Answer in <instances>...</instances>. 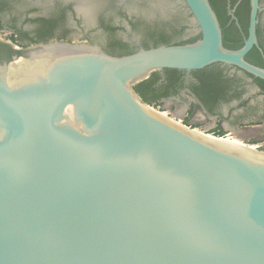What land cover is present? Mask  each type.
<instances>
[{"label": "water", "instance_id": "obj_1", "mask_svg": "<svg viewBox=\"0 0 264 264\" xmlns=\"http://www.w3.org/2000/svg\"><path fill=\"white\" fill-rule=\"evenodd\" d=\"M200 38L115 57L50 42L0 67V264H264V154L176 124L133 87L163 70L235 66L209 0ZM244 154V155H243Z\"/></svg>", "mask_w": 264, "mask_h": 264}, {"label": "flooded vegetation", "instance_id": "obj_2", "mask_svg": "<svg viewBox=\"0 0 264 264\" xmlns=\"http://www.w3.org/2000/svg\"><path fill=\"white\" fill-rule=\"evenodd\" d=\"M209 1L221 27L223 46L229 50L243 47L248 38L251 0ZM81 3L101 4L102 14L94 17L87 8L75 9ZM257 3L256 44L244 60L264 69V0ZM161 8L160 0H0V67L16 64L31 48L50 42H85L100 47L92 39L106 35L113 47L108 51L100 48L116 57L160 45L190 44L200 38L198 31H191L195 25L183 22L169 25L167 29L149 28L150 11L161 15ZM80 17L93 26L86 30L79 22ZM141 25L146 28L149 41L138 42L131 37V29ZM158 73L159 79L152 86V95L159 98L158 103L176 102L197 109L198 117L205 120L207 135L239 139L241 132L264 128V80L222 63L191 72L163 70ZM228 129L235 133L227 132Z\"/></svg>", "mask_w": 264, "mask_h": 264}, {"label": "rangeland", "instance_id": "obj_3", "mask_svg": "<svg viewBox=\"0 0 264 264\" xmlns=\"http://www.w3.org/2000/svg\"><path fill=\"white\" fill-rule=\"evenodd\" d=\"M162 4L163 14L158 15L154 11H150V23L147 25L149 28L161 27V28H169V25H176L177 23H185L187 25H195L194 20L188 13L187 9L183 6V3L180 0H160ZM176 16H179L180 19H175ZM192 33H196L198 29L195 27ZM131 37L135 41H149L150 37L146 33V28L144 25L137 26L131 29ZM100 45L104 50H110L113 46L110 43V38L108 36L103 35L99 37H95L92 39ZM154 111L160 113L162 116L168 118L169 120L176 122V124H180L190 130H194L197 132H204L205 120L198 117L200 115L199 111L195 108L189 107L188 104H180L176 102H168L167 104L161 103H153L148 105ZM227 132L235 133L232 129L226 130ZM239 139L244 141L243 144L245 147H252L246 145H259L260 148L256 149L258 153L264 154V128L251 129L246 132L239 133ZM235 139H237L235 137ZM237 139V140H239ZM255 148V147H253ZM255 150V149H254ZM256 150L254 152H256Z\"/></svg>", "mask_w": 264, "mask_h": 264}, {"label": "trees", "instance_id": "obj_4", "mask_svg": "<svg viewBox=\"0 0 264 264\" xmlns=\"http://www.w3.org/2000/svg\"><path fill=\"white\" fill-rule=\"evenodd\" d=\"M124 55H128V54H120V55H117L116 57H120ZM158 79H159V73L155 72V73H152L148 79L136 84L133 87V91L139 96V98L141 99L143 103L148 104V105L153 104V103L154 104L158 103L159 98L156 97L155 95H152V92H153L152 86L158 81Z\"/></svg>", "mask_w": 264, "mask_h": 264}, {"label": "bare ground", "instance_id": "obj_5", "mask_svg": "<svg viewBox=\"0 0 264 264\" xmlns=\"http://www.w3.org/2000/svg\"><path fill=\"white\" fill-rule=\"evenodd\" d=\"M197 134L207 138L208 140H211V141H214V142H217L218 144L222 145V146H225L229 149H238L240 152H244V153H247L248 155V158H251V159H254V157H252L251 154H255L256 152H254V149L253 147H245L243 144H241L240 140H237L235 139L234 136H228V137H225V138H216V137H213V136H210V135H207V134H204L202 132H197L195 131ZM244 155V154H243Z\"/></svg>", "mask_w": 264, "mask_h": 264}, {"label": "clouds", "instance_id": "obj_6", "mask_svg": "<svg viewBox=\"0 0 264 264\" xmlns=\"http://www.w3.org/2000/svg\"><path fill=\"white\" fill-rule=\"evenodd\" d=\"M74 7H75V9L87 8L90 10V12L93 14L94 17H98L99 15L102 14V5L99 3H89V4L81 3V4L75 5ZM79 22H80L81 26L84 27L86 30L93 26L84 17H80Z\"/></svg>", "mask_w": 264, "mask_h": 264}]
</instances>
